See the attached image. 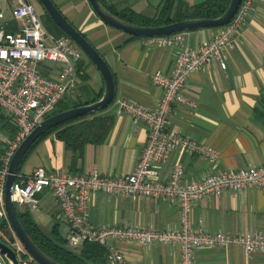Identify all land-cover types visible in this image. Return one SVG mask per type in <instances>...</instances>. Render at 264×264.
<instances>
[{"label": "crops", "instance_id": "1", "mask_svg": "<svg viewBox=\"0 0 264 264\" xmlns=\"http://www.w3.org/2000/svg\"><path fill=\"white\" fill-rule=\"evenodd\" d=\"M30 1L36 6V0ZM53 1L109 64L115 81V97L107 111L113 113L114 120L105 139L84 143L79 155L54 132H48L29 151L18 173L26 175L42 166L70 173L96 170L110 175L127 174L133 170L145 144L147 127L130 114L116 111L115 99L127 98L154 109L161 94V88L152 80L154 71L160 69L170 73L177 49L181 45L196 47L214 28L185 30L182 42L163 44L149 37L131 36L105 23L88 0ZM160 1L157 0L154 12L148 15L157 11ZM112 2L117 7L131 5L141 12L147 4L154 5L149 0L141 8L135 7V0ZM6 16L9 18V12ZM4 27L16 30L18 23L8 19ZM83 55L79 61L82 70L79 80L64 96L89 102L102 90L103 80L92 61ZM225 55V68L213 59L190 73L184 91L195 99L196 107L173 103L167 123L171 131L216 149L218 159L210 161L188 149L176 147L168 159L156 167L159 179H168L174 161L181 162L183 180L190 181L228 168L256 166L264 159V0H255V9L247 15ZM60 66L58 61L45 62L43 72L52 75ZM38 197V208L31 211L33 220L45 232L57 231L66 239L68 223L54 194L46 189ZM88 221L94 227L178 228L180 213L175 198L133 197L97 190L90 197ZM189 223L193 228L200 226L208 231L246 234L256 229L264 234V197L258 187H244L238 193L226 187L216 195L205 194L194 200ZM110 242L121 251L126 264H180L177 242L131 239H111ZM66 243L69 244L67 240ZM81 245H76L77 249ZM104 264H107L106 255ZM193 264H264V249L246 253L237 244L198 247L194 249Z\"/></svg>", "mask_w": 264, "mask_h": 264}, {"label": "built area", "instance_id": "2", "mask_svg": "<svg viewBox=\"0 0 264 264\" xmlns=\"http://www.w3.org/2000/svg\"><path fill=\"white\" fill-rule=\"evenodd\" d=\"M5 1L9 4V18L5 15L4 7L0 6V108L11 116L16 127L11 137L1 139L0 219L7 220L3 204L4 183L11 155L21 139L54 108L56 102L74 89L82 72L78 63L83 52L67 35L48 32L30 0ZM254 9L255 0H240L232 18L214 27L208 38L196 47L181 45L177 49L170 73L155 70L152 80L161 88V94L154 109L127 98L115 99L116 111L130 114L134 120L143 121L147 127L145 144L131 172L122 175L96 170L70 173L37 166L26 175L17 174L12 186L16 207L31 212L38 208V195L46 189L50 190L68 223L67 242L72 246L85 241L101 244L106 249L107 264H126L121 251L111 244V239L177 242L180 246V264H193L194 249L203 246L237 244L246 253L264 249V234L261 230L238 234L208 231L200 226L193 228L189 223V212L194 200L205 194L216 195L226 187L236 193L244 187H258L264 197V159L256 166L228 168L190 181L183 180L184 171L180 161L173 162L167 180L159 179L156 171V167L164 163L176 147L188 149L210 161L218 159L219 152L213 147L168 129V115L172 104L176 102L196 107L195 99L184 91L188 76L213 59L225 68V50L231 46L247 15ZM8 19L18 23L16 30L4 27ZM182 31L149 38L163 44L182 42ZM47 60L61 63L52 75L43 72V64ZM97 190L133 197L175 198L180 226L161 229L130 225L94 227L88 221L89 201L92 192ZM6 233L10 237L6 241L15 250L18 263L34 264V258L26 252L10 225ZM0 264H8L1 252Z\"/></svg>", "mask_w": 264, "mask_h": 264}, {"label": "water", "instance_id": "3", "mask_svg": "<svg viewBox=\"0 0 264 264\" xmlns=\"http://www.w3.org/2000/svg\"><path fill=\"white\" fill-rule=\"evenodd\" d=\"M54 23L82 50L99 71L103 88L100 96L92 101L68 107L43 117L18 143L13 151L4 183V209L10 228L14 235L39 264H62L47 254L24 229L14 202L12 186L18 174L21 160L26 150L40 135L71 118L103 110L115 97V81L109 64L103 55L94 47L86 36L73 25L56 6L53 0H38ZM93 11L105 23L118 28L130 35L140 37L159 36L182 30L198 28H214L227 23L235 13L240 0H229L224 10L214 17H185L163 24H138L118 16L109 10L100 0H88ZM0 252L8 264H19L13 247L0 234Z\"/></svg>", "mask_w": 264, "mask_h": 264}, {"label": "trees", "instance_id": "4", "mask_svg": "<svg viewBox=\"0 0 264 264\" xmlns=\"http://www.w3.org/2000/svg\"><path fill=\"white\" fill-rule=\"evenodd\" d=\"M100 1L109 10L130 22L138 24H163L185 17H214L224 10L229 0H201L193 3H189L186 0H161L157 11L153 15L138 11L131 5L125 4L117 7L112 0ZM43 14L45 18L43 15H40V18L43 26L48 32L54 35H66L65 32L54 23L45 10H43ZM85 57L88 58L86 55ZM80 63L81 62L78 63V68L81 67ZM101 92L102 90L91 100L98 98ZM113 101L114 99L101 111L77 116L51 127L35 139L23 155L21 163L38 140L48 132H54L56 136L65 142L66 146L70 147L76 153V155L81 153L84 143L103 141L114 120L113 113L107 111V107ZM82 103L85 102H82L79 98H65L63 95L47 115ZM0 129L8 137H11L16 129L11 121V116L5 113L1 108ZM2 150L3 142L0 141V154ZM17 214L24 229L37 245L62 264L105 263V248L101 244L85 241L78 250L73 249L67 245L66 239L60 236L57 231L52 233L45 232L39 224L33 220L30 211L17 208ZM0 229L9 232V223L7 220L0 219ZM35 264L39 263L35 261Z\"/></svg>", "mask_w": 264, "mask_h": 264}, {"label": "rangeland", "instance_id": "5", "mask_svg": "<svg viewBox=\"0 0 264 264\" xmlns=\"http://www.w3.org/2000/svg\"><path fill=\"white\" fill-rule=\"evenodd\" d=\"M35 1V0H34ZM136 1V5H135V7L136 8H141L142 6H145L147 3H146V0H135ZM149 1H151V3H153L154 5H149V4H147V7H144V9L142 8V10H143V12L144 13H147V14H151L152 12H154V10H155V8L156 7H154V6H156V2H157V0H149ZM6 4L7 3H5V0H0V6L1 7H4V9H5V15L6 14H8V12H9V10H8V7H6ZM35 4H36V6H38V11H40L41 13L43 12V10H42V8H41V6L39 5V2H38V0H36V2H35ZM8 5V4H7ZM154 7V8H153ZM40 15H43L44 16V14L42 13V14H40ZM44 18H45V16H44ZM84 54V53H83ZM84 56V55H83ZM46 62H51L50 60H47ZM4 137H8L5 133H3L2 132V130L0 129V141H2L1 139L2 138H4ZM3 142V141H2ZM43 226V228L44 229H47V227L46 226H44V225H42ZM0 234L2 235V238L3 239H10V237L8 236V233H6V232H4V231H0ZM69 245V244H68ZM69 247H71V248H73V249H76V250H78L77 248H78V246H70L69 245ZM34 264H35V262H34Z\"/></svg>", "mask_w": 264, "mask_h": 264}, {"label": "flooded vegetation", "instance_id": "6", "mask_svg": "<svg viewBox=\"0 0 264 264\" xmlns=\"http://www.w3.org/2000/svg\"><path fill=\"white\" fill-rule=\"evenodd\" d=\"M40 14V13H39Z\"/></svg>", "mask_w": 264, "mask_h": 264}]
</instances>
